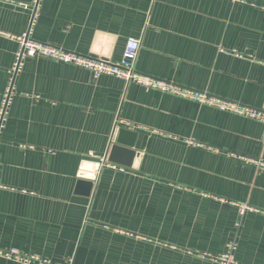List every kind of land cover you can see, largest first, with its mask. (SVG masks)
I'll return each mask as SVG.
<instances>
[{
	"label": "crops",
	"instance_id": "obj_1",
	"mask_svg": "<svg viewBox=\"0 0 264 264\" xmlns=\"http://www.w3.org/2000/svg\"><path fill=\"white\" fill-rule=\"evenodd\" d=\"M33 2L0 0V248L50 264H221L228 251L264 264L260 120L43 55L13 74L25 33L112 62L137 38L140 72L260 109L264 0Z\"/></svg>",
	"mask_w": 264,
	"mask_h": 264
},
{
	"label": "built area",
	"instance_id": "obj_2",
	"mask_svg": "<svg viewBox=\"0 0 264 264\" xmlns=\"http://www.w3.org/2000/svg\"><path fill=\"white\" fill-rule=\"evenodd\" d=\"M40 0H34L33 6H37ZM20 48L17 52L15 64L13 66V74H16L22 67L23 60L27 56L43 55L65 63H72L82 66L91 71L95 78L102 74H110L124 79L127 83H137L148 88L159 89L163 91L175 92L188 96L198 102L217 106L221 109L230 110L247 117L260 120L264 124V107L260 109L251 108L249 106H242L231 102L221 101L213 98L205 93L195 90H186L180 86L149 76L140 72L135 65L140 47L141 40L137 38H129L127 41L123 58L119 62H112L100 57L85 56L63 48H59L48 43L34 40L30 33H25L19 37ZM11 95V88H9L6 98L4 99V108L8 105ZM3 115V114H2ZM1 115V116H2ZM0 116V118H1ZM2 121L0 119V128ZM264 143V133H263ZM248 206H243L242 210ZM0 254L9 258H15L23 264H34L36 261L40 264H50L46 261H40L37 257L29 256L21 253L18 249H1ZM221 264H238L231 251H228L217 258Z\"/></svg>",
	"mask_w": 264,
	"mask_h": 264
},
{
	"label": "water",
	"instance_id": "obj_3",
	"mask_svg": "<svg viewBox=\"0 0 264 264\" xmlns=\"http://www.w3.org/2000/svg\"><path fill=\"white\" fill-rule=\"evenodd\" d=\"M133 133L125 128H117L114 134V139L119 142V143H127L128 145H132L131 141H129L128 137L132 136ZM128 141V142H127ZM100 160H94V169H93V173H85L82 172L81 176L86 177L87 179H89L90 181H93L96 178V171L98 170L99 166H100ZM91 183V182H90Z\"/></svg>",
	"mask_w": 264,
	"mask_h": 264
}]
</instances>
